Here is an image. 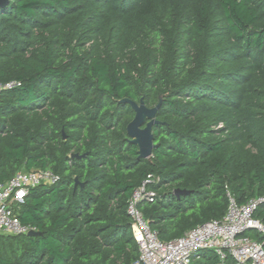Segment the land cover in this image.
Masks as SVG:
<instances>
[{
    "label": "trees",
    "instance_id": "trees-1",
    "mask_svg": "<svg viewBox=\"0 0 264 264\" xmlns=\"http://www.w3.org/2000/svg\"><path fill=\"white\" fill-rule=\"evenodd\" d=\"M0 182L49 170L0 264H135L128 203L168 243L264 197V0H10L0 8ZM155 108V149L127 127ZM255 218L264 223V203ZM259 242L264 238L252 235ZM191 264H220L202 251ZM224 264H236L228 257Z\"/></svg>",
    "mask_w": 264,
    "mask_h": 264
},
{
    "label": "built area",
    "instance_id": "built-area-1",
    "mask_svg": "<svg viewBox=\"0 0 264 264\" xmlns=\"http://www.w3.org/2000/svg\"><path fill=\"white\" fill-rule=\"evenodd\" d=\"M20 82L0 84V98L6 91L17 89ZM59 176L49 170L21 171L11 180L0 182V234L29 235L36 229L22 224L18 209L25 204L32 188L57 183ZM154 179L149 177L132 195L128 203V214L132 220V231L139 246V257L135 264H191L202 251H213L224 264L232 257L236 264H264V223L255 218L263 198H255L238 205L229 195V208L222 219L212 220L186 233L182 238L165 243L151 230L149 223L139 210L142 202H154L157 194L149 189Z\"/></svg>",
    "mask_w": 264,
    "mask_h": 264
},
{
    "label": "water",
    "instance_id": "water-1",
    "mask_svg": "<svg viewBox=\"0 0 264 264\" xmlns=\"http://www.w3.org/2000/svg\"><path fill=\"white\" fill-rule=\"evenodd\" d=\"M10 0H0V8L8 5ZM124 104H129L135 111V117L133 121L127 127V134L132 144L138 146L139 157L142 159H149L155 149V139L153 136V128L158 124L156 115L161 107L159 104L155 108L146 107L143 100L140 104L131 101L124 100ZM38 233L32 232L29 236H37Z\"/></svg>",
    "mask_w": 264,
    "mask_h": 264
}]
</instances>
